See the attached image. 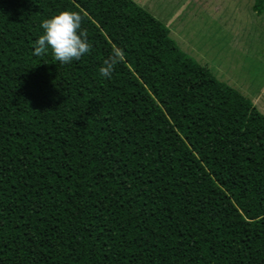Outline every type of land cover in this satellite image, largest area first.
<instances>
[{
    "label": "trees",
    "instance_id": "16d2710c",
    "mask_svg": "<svg viewBox=\"0 0 264 264\" xmlns=\"http://www.w3.org/2000/svg\"><path fill=\"white\" fill-rule=\"evenodd\" d=\"M64 10L92 45L67 65L33 54ZM170 32L136 0H0V264H264V113Z\"/></svg>",
    "mask_w": 264,
    "mask_h": 264
},
{
    "label": "rangeland",
    "instance_id": "374dc122",
    "mask_svg": "<svg viewBox=\"0 0 264 264\" xmlns=\"http://www.w3.org/2000/svg\"><path fill=\"white\" fill-rule=\"evenodd\" d=\"M170 27L182 50L264 113V12L254 0H136Z\"/></svg>",
    "mask_w": 264,
    "mask_h": 264
},
{
    "label": "clouds",
    "instance_id": "9594fccd",
    "mask_svg": "<svg viewBox=\"0 0 264 264\" xmlns=\"http://www.w3.org/2000/svg\"><path fill=\"white\" fill-rule=\"evenodd\" d=\"M85 17L79 11L64 10L45 19L41 23L43 34L35 41L34 55H43L49 48L54 59L63 65L73 60L79 61L90 53L92 45L88 40L86 29H82ZM123 49L113 46L110 55L104 59L99 73L102 77L111 78L118 64L124 62Z\"/></svg>",
    "mask_w": 264,
    "mask_h": 264
}]
</instances>
